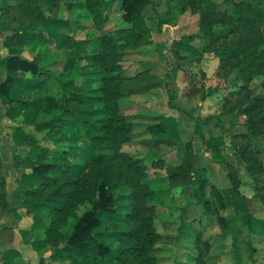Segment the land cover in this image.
<instances>
[{
    "label": "trees",
    "instance_id": "1",
    "mask_svg": "<svg viewBox=\"0 0 264 264\" xmlns=\"http://www.w3.org/2000/svg\"><path fill=\"white\" fill-rule=\"evenodd\" d=\"M46 1L2 0L5 14L9 17V26L16 30L10 25V20L21 19L25 24L31 25L33 21L45 19L47 16H44L42 5ZM145 1L118 0L119 19L129 22L138 15L141 3ZM166 1L167 9L158 15V24H171L175 16L185 10L192 12L198 5L195 0ZM225 1L228 4L224 12L216 17L209 9L197 7V25L205 27L206 30L202 36L200 51L190 47L191 54L211 53L214 49V54L211 53L217 59L214 73L218 68L228 65L232 59L235 61L237 74L248 81L252 76L264 74V51L261 49L264 47V0H258L261 5L253 14V7L257 6L254 0ZM194 2L195 7H192ZM110 6V0H74L67 3L68 8L85 9L98 32L87 41L97 46L96 51L88 57V65L94 75L91 79L96 83L89 89L80 90L74 84L73 76L65 81L62 80L65 74L56 76L63 105L52 106L49 101L50 105L47 102L42 103L43 107L38 110L47 114L56 111L54 117L42 124L50 135L48 140L54 145L38 147L37 154L42 160L33 162L28 156L22 161L29 169L24 172L23 181L34 185L24 193V206L31 211L39 208L45 210L43 239L53 252L69 249L93 264H103L104 261V264H155L156 258L150 255V251L153 250L159 234L154 223L156 208L151 201L157 191L149 188L143 178L150 167L153 168L163 159H148L150 154H133L121 150L120 146L142 141L141 134L145 133L162 134L167 140L179 139V133L176 122L171 117L157 115L150 118L154 119V123L143 125L135 120L138 115L125 113L120 104L119 99L127 92V76L121 67L123 52L117 38L118 29H103L109 19ZM23 13L27 17L23 18ZM238 28H244V35L236 43L224 44L223 40L236 33ZM35 32L30 27V31H25V34H37ZM37 37L39 38L38 34ZM181 40L182 37L179 41ZM44 58L43 52H40L37 61L40 66L45 64ZM4 62L7 69L21 73L34 74L38 69L36 62L15 55L7 56ZM39 75L49 76L47 71ZM11 80L12 77H6L0 84L1 94L7 93ZM69 86L71 90H67ZM80 94L86 96L85 100L98 101L101 106L97 109L99 115L91 120L90 128L82 126L86 121H79L81 125L76 127V132L81 136L82 144H77V137L72 139L64 129L72 121H77L78 116H82L84 109L80 101L83 97ZM21 104L24 105L23 102ZM75 104L82 111L78 112L74 108ZM39 106L41 105H37V109ZM246 112L248 122L244 129L237 133H226L228 149L242 166L246 176L251 179V197L264 202L261 177L264 168L259 158V150L253 149L248 143L251 137H258L264 132V93L251 99ZM211 118L212 116L200 119L196 126L206 124ZM138 127H143L140 131L142 133L136 131ZM63 139L65 141L60 145ZM181 146L182 154L177 165L170 169L169 175L182 178L183 184L191 188L194 205H199L207 218H215L222 228L224 218L218 211L227 207V198L220 189L208 183L204 169L194 165L191 138L188 137ZM207 146H210L209 143ZM214 148L212 145L211 149ZM109 150L114 152L106 154ZM81 157L85 159H79ZM225 164L229 170L226 178L231 193L244 203L246 199L238 190L240 179L232 166L227 162ZM120 190L126 200L118 207L120 219L114 217L112 230L104 231L102 227L106 218L114 213V201L121 198L117 196ZM183 212L184 208L181 213ZM261 224L264 225V220ZM179 229L186 234L192 230L183 221ZM193 238L195 244L202 245L204 251L201 252L197 247L191 264H202L201 258L207 255L210 246L209 240L202 238L199 231L193 233ZM108 239H113L116 245H109L106 242Z\"/></svg>",
    "mask_w": 264,
    "mask_h": 264
},
{
    "label": "rangeland",
    "instance_id": "2",
    "mask_svg": "<svg viewBox=\"0 0 264 264\" xmlns=\"http://www.w3.org/2000/svg\"><path fill=\"white\" fill-rule=\"evenodd\" d=\"M112 3L109 19L105 25L104 29H112L113 19L116 17L118 13H120V8L117 0H110ZM188 1V0H187ZM197 1L196 9L192 12H189L185 18H181L180 23H187V27H182L180 32L184 34L181 36L183 40V45L179 46L178 49H173L172 45H166L164 48H167V61H165V67L168 66L174 67L176 63H178L177 68L180 70L183 69L181 62H177V60L188 59V55L191 54L190 45L194 46L196 51H200L202 46V36L205 33V27L201 28L197 25V12L198 8L209 9L214 13V17L220 15L224 12L225 6L228 4L225 0H195ZM257 2V6L253 7V12H256L257 9L261 5V1L254 0ZM59 4V2H58ZM61 5V3H60ZM192 7H195V2ZM197 10V11H196ZM117 14L115 15V13ZM80 12H78L79 14ZM82 13V12H81ZM23 18L27 17L26 13H23ZM60 16L62 13L58 11L57 13ZM56 14V15H57ZM51 15V13H50ZM49 15V16H50ZM222 15V14H221ZM69 16V15H68ZM179 20V16H175L172 19V23ZM92 25H87V27ZM118 33L117 38L121 45L124 44L125 51H127V42L134 41V44L138 43V40L143 36H147L146 33L138 34L135 31H132L130 25L117 27ZM244 28H238L236 33L229 35L223 41L224 44H233V42H237L238 38L243 36ZM81 37L82 34L80 33ZM28 44H24L23 47L30 49L27 47ZM51 47V46H50ZM39 52L44 51V48L39 46ZM139 47L135 48V52L138 51ZM264 51V47H261ZM132 51V50H131ZM34 50L30 49L29 52L23 51L22 54L25 57H33ZM211 53L214 54V49L211 50ZM209 52L199 54L200 58L194 60L192 62H196L198 68H194L193 75H189V72L182 70L185 74L184 82L185 86L181 87L177 91H168L171 87L167 85V88L164 89V92H157L162 96V102L166 100V105L173 107V111L181 114L184 112L181 106L185 105L184 108H187V104H195L199 101V96L201 95L202 85L210 82L212 84V90L209 93L211 94V101L207 100V103L201 107V115H205L207 113L208 116H212V118L203 125H199L201 129H203V136L208 134L209 138L212 140V145L215 147L213 150V159L212 164H208V176L216 180L217 182H223V174L229 172L228 166L225 164V158H221L219 154L220 150H222V143H220L223 139L227 140V131L224 133L222 128L228 127L231 129L230 124L237 123L240 130L244 129L246 122H248L246 109L249 107L251 103V99L254 96H261L264 93V74L258 76H252L248 81L243 80V78L237 74V69L234 67L235 61L231 59V62L228 65H225L222 68H218L217 72L214 73L217 66V59L213 57V55ZM132 54V53H131ZM52 55V54H51ZM53 56V55H52ZM212 56L215 61V65L213 68L207 67L208 65V57ZM130 59V58H128ZM236 60V59H235ZM150 61V60H148ZM56 62L54 66H49V72H51V77H54L53 70L59 69L62 64V60L54 61ZM190 62V63H192ZM51 61L47 64L49 65ZM46 65V66H47ZM70 74H65L62 77V80H67L72 77V72ZM210 73V74H209ZM206 74H209L208 76ZM184 76V75H183ZM166 77V73L163 78ZM170 77H168L169 79ZM22 79V78H21ZM61 80V81H62ZM179 84V81L175 79ZM28 85L23 84L21 91L20 88L15 87L13 84L11 93L15 94L14 102H23L22 112L17 113L16 111L10 110L7 112L6 116L7 120V129L8 131H17L19 130L16 127V119L21 120V123L25 124L21 126V130H25L27 132L28 139L25 140L26 147L29 150V156H37V161L42 160L39 159L38 147L43 145L48 147H53V143L49 140V134L46 132L47 129L43 124V121L54 117L56 115V111L53 110L50 114L38 112L41 109L42 103L52 102L53 105H63L60 89L52 79H50L46 88H33V87H43L41 83L37 80V77L28 78ZM174 81V80H173ZM136 83L138 81L136 80ZM11 84V83H10ZM132 86L136 88L139 84H133L132 82H127L125 85ZM141 84V83H140ZM35 85V86H34ZM10 86V85H9ZM25 86H29L31 90H25ZM165 87V86H163ZM156 94V93H155ZM6 96V94H5ZM208 96V95H206ZM205 96V97H206ZM43 97H45L43 99ZM49 97V98H47ZM160 98V99H161ZM51 99V100H50ZM85 100V99H84ZM89 104L85 105L84 110L80 109V106H76L79 111H82V116H78L77 121H72L68 127H66L65 132L69 137L75 139L77 137L76 143L82 144L81 136L76 132V127L81 125L79 121L84 122L82 126L85 128H90L91 120L94 117L99 115L97 112L98 104H96L92 100H86ZM83 102V99L80 101ZM120 104L122 103V98L119 99ZM184 102V104L182 103ZM37 105H41L37 109ZM50 105V104H49ZM34 107V108H33ZM1 111L4 108H0ZM9 109V108H7ZM139 109H141L139 107ZM159 111L164 110L167 112V108L161 105L158 106ZM157 110V111H158ZM191 113H186V116L189 114L191 117V121L199 122V118L196 117V120H193V115H197L196 108L189 109ZM171 111V110H170ZM126 112V111H125ZM164 113V114H165ZM161 115L163 113H160ZM19 117H15V116ZM21 116V117H20ZM170 117L175 118L174 116L168 115ZM150 116H137L135 118L136 121L145 125L154 123V119L148 118ZM222 123V124H220ZM30 124V125H29ZM193 122L190 123L192 125ZM178 125V124H177ZM206 128H203V127ZM237 126V127H238ZM179 127V125H178ZM264 127V125H263ZM238 128V129H239ZM143 127H138L137 132L142 131ZM227 129V130H228ZM154 130V129H153ZM179 139H170L167 140L163 137L162 134H146L147 138L142 141H138L135 143H125L120 146V149L123 151L131 152L133 154H150L147 156L148 159L155 158H165L164 160H159V163L155 164L153 168H149L147 170L146 177L143 180L147 183L149 188L157 191L156 196L152 199V203L156 208V215L154 219L155 229L159 234L158 239L153 244L154 248L150 251V255L155 256V264H191L193 262L194 256L196 254L197 247H199L200 251H204L202 245L195 244L193 233L199 231L201 233V237L209 240V249L207 250V255L202 256V264H264V225L262 226L261 221L264 220V202H259L254 200L253 198L247 199V201L237 202L234 199L227 198L228 205L224 209H220L218 211L219 215L224 218V223L222 228L219 227V224L215 220V218H207V216L201 211L199 205H194L193 197L191 195V188L185 186L183 184V179L179 177L170 176V169L174 168L176 161L179 159L181 153V144L182 141H185L188 138V133L191 135V131L189 129L180 131ZM142 133V132H140ZM194 133L192 132V135ZM143 135V134H141ZM189 135V136H190ZM48 137V138H46ZM193 138V137H192ZM49 139V140H48ZM200 137H194L193 145L194 147H198L200 142ZM203 139V137H202ZM64 139L61 140L60 145H62ZM249 145L252 148H256L259 150V158L264 162V132L262 135H258V137H251L249 140ZM210 144V142H208ZM181 146V147H180ZM180 147L181 149L179 150ZM193 147V146H192ZM203 147V144L201 146ZM220 147V150H219ZM228 145H226V152L229 153ZM114 151L116 149H113ZM113 150H109L111 154L114 152ZM216 154L219 155L220 161L216 162L217 159L215 157ZM90 152L87 153L89 155ZM162 158V159H163ZM77 159V158H74ZM81 160L85 159L84 157L79 158ZM205 163V162H203ZM234 163V162H233ZM196 165L203 167L202 164L196 161ZM207 165V162L206 164ZM209 167H212L211 169ZM238 173V171H237ZM241 180H244V175L239 171ZM263 186H264V178ZM227 185V184H226ZM230 186V185H229ZM230 189V188H229ZM244 190V189H243ZM231 190H229V193ZM233 194V193H232ZM251 194V193H250ZM122 190L117 194L118 197H121L114 201L115 209L114 213L106 218L104 226L102 229L104 231L112 230L114 217L120 219L119 205L126 202L123 198ZM234 195V194H233ZM184 208V212H182ZM244 211V212H243ZM118 215V216H115ZM229 218V219H228ZM258 219V220H254ZM261 220V221H260ZM181 221L188 223V225L192 228V230L186 234L184 231L180 230ZM223 233V235H222ZM106 242L110 245H116V242L108 239ZM202 244V243H201ZM201 251V252H202ZM105 261L103 262V264Z\"/></svg>",
    "mask_w": 264,
    "mask_h": 264
},
{
    "label": "crops",
    "instance_id": "3",
    "mask_svg": "<svg viewBox=\"0 0 264 264\" xmlns=\"http://www.w3.org/2000/svg\"><path fill=\"white\" fill-rule=\"evenodd\" d=\"M72 1L74 0H55L54 2L52 1V3L50 0H47L42 5L43 13L45 14L44 16H47L45 19L43 18L42 20L33 21V24L31 25L30 23L25 24L21 19H16L14 21L10 20V25L14 26L16 29L13 30L8 24L9 17L5 14L3 2L0 0V84L6 77H12L6 96L0 93V108H4L3 111L0 109V264H93V262L89 263L81 259L77 253L70 251L69 249L53 252L44 242L43 230L46 222L45 210L39 208L38 210L31 211L24 206V193L27 189L34 186L33 184H28L23 181V174L29 169L24 166L22 161L30 154L24 139L31 137H28L25 130H21V126L25 124L21 123V120H18L17 118H15V126L18 127L19 130L17 131L16 129L14 132H9L5 116L8 114L7 112L9 110L10 112H22L23 104H21V102H14L15 94L11 93V91L13 84L16 85L15 87L20 88L21 91L23 86L21 83L24 81V85H28V83H30L28 78L30 77L34 78L36 76L39 83L43 85V87H33L36 89L46 88V84L50 79L54 82L56 81L55 83L58 84L56 76L60 73L70 74L69 72L73 73L74 84L77 85L80 90L89 89L96 83L91 79L94 75L90 71L88 57L92 52L96 51L97 46L87 41L98 32L93 27L90 16L85 9L67 7V3ZM166 2V0H146L145 2H142L138 15L132 17L127 23L121 21L119 19V13L117 14L116 12L115 15H117L113 19L114 26L112 29H108L113 30L117 29V27L130 25L132 31H135L138 34H147V36L143 34L137 44L136 42L134 44V41H128L126 46L128 47L127 51H125V49L122 50L124 44L122 45L121 50L123 53L121 67L123 73L127 76L125 84L127 82H132L133 84L139 85L136 88H133L130 84L126 85L125 88L127 89V92L121 97V105L124 108V111H126L125 113L129 115L150 116L148 118H152L163 113L161 116H174L175 118H171L176 122L179 137L181 130L183 131L187 128L191 131V135L188 133V137L191 138V145L193 146L192 152L195 156L194 165L204 169L208 183L220 189L226 198L229 197L231 198L230 200L234 199L241 203L242 201L238 200L232 193H229L231 188L229 187L226 175H222V183L219 181L217 182L208 176V161L212 164V160H214V152L211 149L213 144L212 140L207 133L206 136H203V129H201L199 125L196 126L197 123L195 121H191L189 114L187 116L185 114V112L191 113V110L189 109L196 108L197 115H193V120H196V117L199 119L207 117V113L201 115V107L207 103L206 99H209V102L211 101V94L207 93L212 90V84L208 82L205 85H202V92L199 96V101L193 105L187 104V108H184L185 105H182L181 108L184 112L181 114L179 113V115H177L176 111H173V107L166 105V100L161 103L162 96L157 93L164 92L167 85L171 87L168 90L169 92L177 91L181 87L183 88V86H185L183 80L185 74L182 70L189 72V75L192 76L194 68H198V64L192 61L200 58L199 54H189L188 59L177 60V62H181L183 66L182 70H180L179 67L177 68L178 63H176L174 67H165V61H167L166 58L168 57L167 48H164V46L170 44L173 49H178L179 46L183 45V40L179 41L184 34L183 32H180V29L182 27H187V23H180V20L181 18L186 19V15L189 13L185 10L178 14L179 20L175 21L173 24H158V15L165 12L167 9ZM117 3L119 4V2ZM111 6L108 11L109 16L112 12ZM117 6L119 7V5ZM58 11L62 13L61 15H63V13L64 15H58ZM78 12L80 13L78 14ZM109 19L111 20V18ZM87 25L92 26L87 27ZM30 27L36 30L35 33L39 35V38L37 37V34H25V31H27V33L30 31ZM80 33L82 34L81 37L79 36ZM24 44H28L27 47L31 50L33 48V57H25L22 54L23 51L29 52L30 50L23 47ZM39 46L44 48V51L42 49L45 57L44 66H40L37 62L40 53L39 49H37ZM190 46L195 48L192 45ZM136 47H139V49L135 52ZM10 55H15L19 58L36 62L38 65L36 73H21L19 71L7 69L4 59ZM207 59L209 63L206 66H211V68H213L215 65L214 58L209 56ZM57 60H62L61 67L58 70L54 68L53 74H55V76L51 77L49 66H54L56 63L54 61ZM50 61L51 63L47 65ZM46 71L49 76L41 77V75H39ZM165 73L166 77L163 78ZM209 74L206 75L208 76ZM168 77L170 78L168 79ZM178 78L179 81L181 80V83L179 82V84L175 80H178ZM136 80L138 83H136ZM24 88L25 90H31L29 86H25ZM71 89L70 86L67 88V90ZM80 95L83 97L81 106L82 109H84L85 105L89 103L84 100V98H86L85 95ZM95 103L98 104V108L101 106L98 101ZM182 103L184 104V102ZM162 104L167 108L166 113L164 110L159 111L156 109L159 105L162 106ZM139 107L141 109H139ZM15 117L19 116L17 115ZM191 122H193L192 125H190ZM237 126V123H234L233 125L230 124V127H232L231 129H228V127L222 129L224 132L227 131V134L237 133L240 130L239 126ZM192 132L194 133L193 135ZM146 134L148 135V133ZM146 134H143L141 138L146 139ZM196 136L201 138V143H199L198 147H194L193 145L194 137ZM221 140L220 143H222L223 146L222 150H220L219 147V154L221 155V158H225V161L232 166L236 176L240 179L241 183L238 190L246 199L245 201H247V199L252 198L251 196L253 195L250 186L251 179L246 176L242 166L236 162L232 154H230V152L225 153L228 141L225 142V140ZM208 142H210V146H207ZM201 144H203L202 148L199 147ZM180 147H178L179 150L182 148ZM181 154L182 149L180 155ZM215 157L217 159L216 162L220 161L218 154H216ZM29 158L33 162L37 161L35 156H29ZM164 159L165 158H163V160ZM178 160L176 161V164L178 163ZM198 160L203 167L196 165V161ZM206 162L207 165H205ZM262 165L264 168L263 161ZM209 168L211 169L212 167ZM239 171L244 175V180H241ZM261 177L264 178V171ZM253 199L255 200V198Z\"/></svg>",
    "mask_w": 264,
    "mask_h": 264
}]
</instances>
